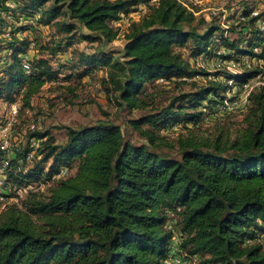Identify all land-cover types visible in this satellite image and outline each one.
Instances as JSON below:
<instances>
[{"label": "trees", "instance_id": "16d2710c", "mask_svg": "<svg viewBox=\"0 0 264 264\" xmlns=\"http://www.w3.org/2000/svg\"><path fill=\"white\" fill-rule=\"evenodd\" d=\"M10 2L0 0V102L7 106L20 98L27 108L45 85L81 81L96 70H105L107 95L129 113L147 109L154 97L147 86L159 79L191 89L129 121L141 143L110 120L67 127L60 144L28 131L8 159L0 193L16 200L0 212V264H164L175 235L189 264H264V84L252 85L237 127L201 126L227 99L226 81L241 89L264 78V28L256 26L264 13L245 10L231 39L176 0ZM139 6L146 13L130 23L120 58L103 50L118 34L113 22ZM7 18L25 24L15 29ZM41 29L49 39L39 48L16 37L35 38ZM30 43L26 74L22 57ZM81 43L95 46L85 52L75 48ZM175 46L186 48L188 59ZM220 48L240 72L206 79L194 60L212 59ZM66 52L69 59L50 65V57ZM176 126L172 138L162 134ZM31 138L42 142L26 160ZM33 183L43 190L23 194Z\"/></svg>", "mask_w": 264, "mask_h": 264}, {"label": "rangeland", "instance_id": "374dc122", "mask_svg": "<svg viewBox=\"0 0 264 264\" xmlns=\"http://www.w3.org/2000/svg\"><path fill=\"white\" fill-rule=\"evenodd\" d=\"M9 3L10 0H8ZM188 7L192 10L194 16L197 18L204 19L207 23L214 22L221 29L227 31L226 36L234 39L237 37L236 33H229L228 31L235 26H239V13L240 11L245 12L252 8L264 7V0H188ZM136 11V12H132ZM130 12L135 13L133 15L134 21H137L142 15L146 13L145 7H142L141 10L136 8L130 10ZM260 13H264V9L260 10ZM10 23L15 25V29L19 28L25 23H16L14 20L7 18ZM227 26V29L225 27ZM118 34L116 38L109 44L103 46V50L109 51L115 54L117 58H120L125 43V35L128 32V25L121 24L120 27H117ZM13 30V29H12ZM7 32L11 31L10 27L6 29ZM83 32H86L85 29H82ZM39 36L33 37L29 32L17 33V38L25 37L26 40L33 41L35 43L34 48H39L46 43L49 39L47 29L43 31H38ZM33 43H30V46ZM85 43L76 45L75 48L82 49L85 52H92L95 45L87 46ZM174 50L183 54L185 59H188L187 49L184 47L175 46ZM28 60L33 55V50L29 48L27 51ZM60 54V53H58ZM64 54V55H63ZM1 56L4 53L0 54ZM26 55V54H25ZM24 55V56H25ZM61 55V54H60ZM68 52L62 53L61 57H48L49 63L53 67H57L62 64L65 60L70 58ZM22 57V60L24 58ZM46 57V56H45ZM73 58V56H72ZM77 56H74L73 61H75ZM190 61V60H189ZM3 63V62H2ZM0 62V66L2 64ZM256 63V61H255ZM237 66L235 67V69ZM62 77V76H60ZM105 70H96L91 76L83 78L81 81L77 79H71L67 82H62L60 79V84L52 82L49 85H45L41 91L33 97L32 104L33 108H22V103L20 98H17V104L20 105L19 118L14 123L12 131V141L13 145L17 143L22 144L26 141V135L28 133L27 127L35 122L36 132L48 133L50 137L54 139L55 143H63L66 138V129L70 128H79L82 126L92 125L98 120H110L114 124L119 125L121 130L124 133L126 139L132 141L133 143H141L136 132L129 127V121L132 119H137L139 116L145 114L147 109L152 107H161L169 101L171 96L179 94L181 92L190 91V84H183L175 86L174 84H167L166 82H160L159 80L152 85L147 86L148 92L153 93V98L149 101L147 109H137L132 112L123 106L119 105L114 99L113 95H107L103 80H105ZM198 84L203 82V79H198ZM253 86L264 84V78L259 81H250ZM63 85V86H62ZM243 86V88H244ZM242 88V89H243ZM247 88V89H248ZM242 89L236 88L239 91L238 95L242 99L241 93ZM70 90V91H69ZM7 105L0 102V118L2 120L7 115ZM230 108L228 111L219 110L217 115L208 122L202 124L201 126L204 129L212 130L215 124H220V126H226L228 128H235L240 124L243 114L246 111V107L243 108ZM180 126H176L171 129L170 133L162 132L163 135H168L172 138L178 133ZM169 133V134H168ZM26 134V135H25ZM15 143V144H14ZM74 173L73 171L70 174ZM34 185L39 190H43V184L34 183ZM5 202V203H4ZM15 199H4L0 200V212L3 210V207L7 203H14ZM19 204V203H18ZM261 242H264V236L261 239Z\"/></svg>", "mask_w": 264, "mask_h": 264}, {"label": "built area", "instance_id": "2783aa9c", "mask_svg": "<svg viewBox=\"0 0 264 264\" xmlns=\"http://www.w3.org/2000/svg\"><path fill=\"white\" fill-rule=\"evenodd\" d=\"M156 0H150V3L155 2ZM179 4H181L183 7L186 8V10L192 12V10H190V8L187 5L188 0H176ZM7 5H9L10 7H12V4L9 3V1L7 0ZM144 6H139L138 9L141 10V8ZM264 9V7L260 8ZM260 10L259 7L258 8H252L250 11V16H258L260 14ZM132 12H136V11H132ZM132 12H128V13H124L120 15V18L116 21L113 22V25L115 27H120L121 24H127L128 27L130 25V23L132 21H134L133 15H135V13ZM193 13V12H192ZM243 11H240L239 13V20L240 22L245 21V17L242 15ZM256 26L260 29L264 28V17H259L256 21ZM119 29V28H118ZM225 29H227V26L225 27ZM223 30V29H222ZM229 32V31H228ZM223 34L225 37L227 34V31H223ZM30 49L33 50V44L31 46H29ZM28 53V52H27ZM224 53L223 49L220 48L215 52V57H213L212 59L207 58L205 55H200L198 56L195 60H194V67L196 70L200 71V72H206L208 75L206 76V79L209 80H213L214 78V74H218L219 72H226L228 74H235L240 72L239 71V64L238 63H234L232 61H227V60H223L221 55ZM29 55V53H28ZM61 57L60 54L56 55L55 58H59ZM28 56L27 54L24 56L23 58V67L26 71V74L29 73V65H28ZM51 65V63H50ZM237 66V68L235 69V67ZM184 80H188L187 78H183ZM195 80L198 79H203L204 80V76H199L194 78ZM221 80L224 81L223 77H221ZM160 82H165L161 79H159ZM60 82V79L57 80L56 84H58ZM226 83L231 87L230 90L227 91L226 96L227 99L224 100L223 102V106L219 107V110H225L228 111L230 107H235V108H243L247 105V96H248V92L251 88L250 85L248 84L247 86H244V88L242 89V99L239 97L238 93L239 91L236 90V87L234 86V83L231 80L226 81ZM60 84V83H59ZM248 88V89H247ZM235 96V97H234ZM234 98L232 101L231 99ZM32 100L33 98H31L29 106L27 107L28 109L33 108V104H32ZM7 115L6 117L2 120V118H0V158H1V162H0V193H3L5 191L4 188V180H5V174H6V168L8 166V159L9 157H11L14 154V150L18 149L19 147V143H17L16 145H13V137H12V131H13V126L14 123L17 121V119L19 118V113H20V105L17 104V101H15L14 103L10 104L7 106ZM27 131H33L36 129V125L35 122H32V124H30L27 127ZM26 135V134H25ZM30 147L32 149V151L27 155L26 160H30L34 153L37 151V149L41 146V142L40 140H36L34 138L30 139ZM15 144V143H14ZM66 169L61 170L60 174L58 176H64L66 174ZM37 189V187L33 184L27 186L22 193L25 194L28 190L30 189ZM17 193H19V191H16ZM0 200H3V198L0 196ZM262 239V238H261ZM262 241V240H260ZM180 243V239L177 235H175L172 238V243H171V252L168 255L167 259L164 261V264H189V260L185 259L183 254H180V252L178 251V244ZM264 244V242H262ZM193 261H195V259H193Z\"/></svg>", "mask_w": 264, "mask_h": 264}, {"label": "crops", "instance_id": "0c3cea01", "mask_svg": "<svg viewBox=\"0 0 264 264\" xmlns=\"http://www.w3.org/2000/svg\"><path fill=\"white\" fill-rule=\"evenodd\" d=\"M41 31H43V29H41Z\"/></svg>", "mask_w": 264, "mask_h": 264}]
</instances>
